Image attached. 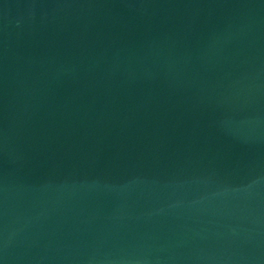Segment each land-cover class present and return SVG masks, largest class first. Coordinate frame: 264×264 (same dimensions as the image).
I'll return each instance as SVG.
<instances>
[{
    "label": "water",
    "instance_id": "1",
    "mask_svg": "<svg viewBox=\"0 0 264 264\" xmlns=\"http://www.w3.org/2000/svg\"><path fill=\"white\" fill-rule=\"evenodd\" d=\"M2 264H264V0H0Z\"/></svg>",
    "mask_w": 264,
    "mask_h": 264
},
{
    "label": "snow or ice",
    "instance_id": "2",
    "mask_svg": "<svg viewBox=\"0 0 264 264\" xmlns=\"http://www.w3.org/2000/svg\"><path fill=\"white\" fill-rule=\"evenodd\" d=\"M0 264H2V262H0Z\"/></svg>",
    "mask_w": 264,
    "mask_h": 264
}]
</instances>
